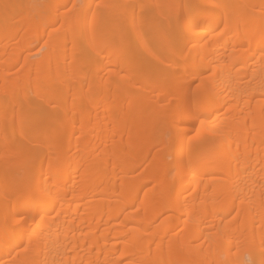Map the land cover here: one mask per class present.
<instances>
[{"label": "bare ground", "instance_id": "obj_1", "mask_svg": "<svg viewBox=\"0 0 264 264\" xmlns=\"http://www.w3.org/2000/svg\"><path fill=\"white\" fill-rule=\"evenodd\" d=\"M262 49L264 0H0V264H264Z\"/></svg>", "mask_w": 264, "mask_h": 264}, {"label": "snow or ice", "instance_id": "obj_2", "mask_svg": "<svg viewBox=\"0 0 264 264\" xmlns=\"http://www.w3.org/2000/svg\"><path fill=\"white\" fill-rule=\"evenodd\" d=\"M261 51H264V49H262ZM39 198L35 196V194L31 195L30 197L29 196H25V202H34L36 200H38ZM19 215H21V217L23 218L24 217V214L23 213H19Z\"/></svg>", "mask_w": 264, "mask_h": 264}]
</instances>
